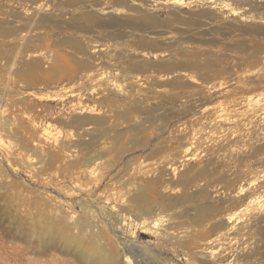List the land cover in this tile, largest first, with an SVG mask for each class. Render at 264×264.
<instances>
[{"label":"rangeland","instance_id":"1","mask_svg":"<svg viewBox=\"0 0 264 264\" xmlns=\"http://www.w3.org/2000/svg\"><path fill=\"white\" fill-rule=\"evenodd\" d=\"M0 136V264H264V0H0Z\"/></svg>","mask_w":264,"mask_h":264},{"label":"bare ground","instance_id":"2","mask_svg":"<svg viewBox=\"0 0 264 264\" xmlns=\"http://www.w3.org/2000/svg\"><path fill=\"white\" fill-rule=\"evenodd\" d=\"M175 1V0H174ZM179 0H177V2H178ZM0 139H1V136H0ZM187 149V148H186ZM188 150V149H187ZM246 206V205H245ZM246 209V208H245ZM254 213V212H253ZM73 216V215H72ZM256 216V215H255ZM234 215H231L229 218H228V222H232V220L234 221ZM236 219V218H235ZM240 220V219H239ZM239 222V221H238ZM154 223H156V224H159V221L158 220H156V222H154ZM233 223V222H232ZM161 224V223H160ZM63 225V227H60L62 230H65V228H64V224H62ZM240 225V224H239ZM51 226V225H50ZM57 226H59V225H57ZM82 227V226H81ZM216 227V226H215ZM58 228H56V230H57ZM67 229V228H66ZM83 229V228H82ZM58 231V230H57ZM61 231V230H60ZM232 231V230H231ZM66 232V231H65ZM63 233V232H62ZM210 233V232H209ZM203 234V233H202ZM246 234V233H245ZM66 235H68V234H66ZM208 235V234H207ZM68 238V237H67ZM246 238V237H245ZM80 239V238H79ZM78 239V240H79ZM73 241V240H72ZM71 241V242H72ZM80 241V240H79ZM224 241V240H223ZM70 244V243H69ZM74 244V243H73ZM76 244V243H75ZM78 244H79V242H78ZM77 245V244H76ZM75 245V246H76ZM222 248V247H221ZM84 249V248H83ZM80 252V251H79ZM86 252V251H85ZM81 253V252H80ZM125 261L129 264V263H131L132 262V258H131V256H129V255H126V257H125Z\"/></svg>","mask_w":264,"mask_h":264}]
</instances>
